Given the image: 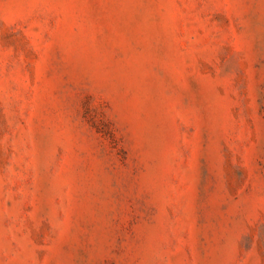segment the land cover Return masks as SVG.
I'll list each match as a JSON object with an SVG mask.
<instances>
[{
  "label": "rangeland",
  "instance_id": "374dc122",
  "mask_svg": "<svg viewBox=\"0 0 264 264\" xmlns=\"http://www.w3.org/2000/svg\"><path fill=\"white\" fill-rule=\"evenodd\" d=\"M0 264H264V0H0Z\"/></svg>",
  "mask_w": 264,
  "mask_h": 264
}]
</instances>
